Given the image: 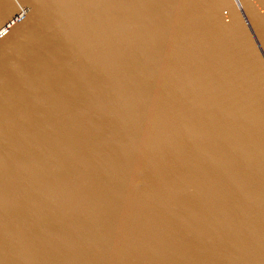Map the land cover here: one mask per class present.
I'll return each mask as SVG.
<instances>
[{"label":"water","instance_id":"95a60500","mask_svg":"<svg viewBox=\"0 0 264 264\" xmlns=\"http://www.w3.org/2000/svg\"><path fill=\"white\" fill-rule=\"evenodd\" d=\"M0 264H264V0H0Z\"/></svg>","mask_w":264,"mask_h":264}]
</instances>
